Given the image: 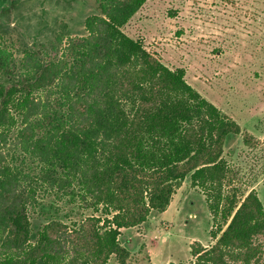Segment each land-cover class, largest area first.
<instances>
[{"label": "trees", "instance_id": "trees-1", "mask_svg": "<svg viewBox=\"0 0 264 264\" xmlns=\"http://www.w3.org/2000/svg\"><path fill=\"white\" fill-rule=\"evenodd\" d=\"M95 1L85 35L19 63L0 33V264H132L122 229L164 212L188 175L214 239L193 264H259L264 203L224 157L241 125L124 31L147 0ZM51 192L90 214L35 232L31 210Z\"/></svg>", "mask_w": 264, "mask_h": 264}, {"label": "rangeland", "instance_id": "rangeland-1", "mask_svg": "<svg viewBox=\"0 0 264 264\" xmlns=\"http://www.w3.org/2000/svg\"><path fill=\"white\" fill-rule=\"evenodd\" d=\"M11 1L0 0V33L16 63L27 48L51 51L58 36L85 35V18L99 13L95 0ZM124 31L169 67H183L186 80L241 125V134L227 136L224 157L236 171L233 185L256 189L264 203V0H147ZM89 214L51 192L40 196L31 220L36 232L52 219ZM211 229L206 198L188 175L164 212L122 229L120 240L132 264H193L192 247L214 243ZM257 242L264 264V236ZM108 264H118L116 257Z\"/></svg>", "mask_w": 264, "mask_h": 264}]
</instances>
